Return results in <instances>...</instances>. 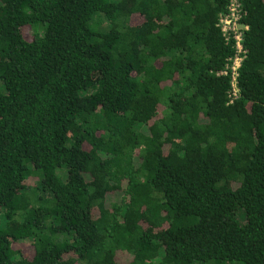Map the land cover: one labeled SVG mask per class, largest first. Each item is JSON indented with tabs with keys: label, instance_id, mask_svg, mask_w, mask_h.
Masks as SVG:
<instances>
[{
	"label": "trees",
	"instance_id": "obj_1",
	"mask_svg": "<svg viewBox=\"0 0 264 264\" xmlns=\"http://www.w3.org/2000/svg\"><path fill=\"white\" fill-rule=\"evenodd\" d=\"M241 2L228 105L227 0H0V264H264V0Z\"/></svg>",
	"mask_w": 264,
	"mask_h": 264
},
{
	"label": "built area",
	"instance_id": "obj_2",
	"mask_svg": "<svg viewBox=\"0 0 264 264\" xmlns=\"http://www.w3.org/2000/svg\"><path fill=\"white\" fill-rule=\"evenodd\" d=\"M245 16L241 0H227L225 13L219 16L217 23L225 44H230L234 49V56L228 58L223 69L216 74L229 79L228 105L240 96L238 76L242 62L246 58L243 36L249 30V26L243 22Z\"/></svg>",
	"mask_w": 264,
	"mask_h": 264
},
{
	"label": "rangeland",
	"instance_id": "obj_3",
	"mask_svg": "<svg viewBox=\"0 0 264 264\" xmlns=\"http://www.w3.org/2000/svg\"><path fill=\"white\" fill-rule=\"evenodd\" d=\"M30 34H31L30 29L29 28L26 29V31H25L26 37H28ZM35 182H36V179L31 178L27 183L30 184V185H32V186H34ZM23 249L27 250L29 248H23ZM235 264H241V263H235Z\"/></svg>",
	"mask_w": 264,
	"mask_h": 264
}]
</instances>
